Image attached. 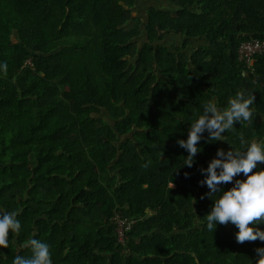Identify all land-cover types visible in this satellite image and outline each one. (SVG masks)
Wrapping results in <instances>:
<instances>
[{
	"label": "trees",
	"instance_id": "1",
	"mask_svg": "<svg viewBox=\"0 0 264 264\" xmlns=\"http://www.w3.org/2000/svg\"><path fill=\"white\" fill-rule=\"evenodd\" d=\"M139 1L0 0V211L22 226L0 264L29 256L34 233L53 264H256L264 242L237 243L231 222L207 229L220 193L200 181L218 149L264 142V51L251 72L237 53L264 40V0H167L175 7L149 5L144 19L132 15ZM169 33L181 44L161 43ZM238 91L256 97L252 122L225 141L206 131L184 165L177 141L202 105L223 109ZM116 216L129 221L123 242Z\"/></svg>",
	"mask_w": 264,
	"mask_h": 264
},
{
	"label": "clouds",
	"instance_id": "2",
	"mask_svg": "<svg viewBox=\"0 0 264 264\" xmlns=\"http://www.w3.org/2000/svg\"><path fill=\"white\" fill-rule=\"evenodd\" d=\"M0 70L7 73V64H0ZM255 95L245 96L238 91L234 97H230L227 106L218 107L214 100H208L202 105L203 112L192 120L187 132V140L179 139L177 143L188 152L184 165L192 167L195 157L201 149L198 142L203 139L207 131L208 141H225V132L232 130L236 123H251L255 103ZM241 149H232L227 152L218 149L216 158H213L207 168H202L205 179L200 181L201 186L207 185L210 190L208 197L213 199L217 193L220 195L213 199L214 205L208 214L204 216L209 231H215L217 225H228L231 222L238 228L235 234L237 243L254 242L257 239L264 242V230L256 225L264 224V169L253 171L260 163H264V142L245 141L240 137ZM147 167V165H144ZM243 174L246 179L234 177ZM189 174L185 173L187 177ZM234 183V186L225 191L222 185ZM174 187L172 182L171 188ZM203 198V197H202ZM16 211H0V248H8L10 244L9 234L18 236L21 231V223L17 219ZM252 225V226H250ZM29 238L23 242L21 248L31 250L27 257L16 255L12 264H53L51 258V246L40 239ZM258 260L256 264H264V247L257 248Z\"/></svg>",
	"mask_w": 264,
	"mask_h": 264
},
{
	"label": "rangeland",
	"instance_id": "3",
	"mask_svg": "<svg viewBox=\"0 0 264 264\" xmlns=\"http://www.w3.org/2000/svg\"><path fill=\"white\" fill-rule=\"evenodd\" d=\"M149 5H156V6H163V7H171L174 8L175 6H173L170 1L167 0H145V1H139L136 5V8H134L132 10V15H138L140 18L144 19V14L146 11V8ZM130 25L133 23V20L130 21ZM143 39V37L141 36L139 38V41H141ZM181 37L177 34L174 33H169V34H164V36L161 39V43H165L169 46H178L181 44ZM197 44L196 41H192L191 42V47L195 46ZM76 63H77V59L76 58H71V60L68 63V67H67V72H66V78L65 81L66 82H71L74 79V75H75V69H76ZM71 131L72 132H76V135L79 138L80 141V145L82 146V148L85 149L86 144H85V135L82 131V129L78 128L76 125H73L71 127Z\"/></svg>",
	"mask_w": 264,
	"mask_h": 264
},
{
	"label": "built area",
	"instance_id": "4",
	"mask_svg": "<svg viewBox=\"0 0 264 264\" xmlns=\"http://www.w3.org/2000/svg\"><path fill=\"white\" fill-rule=\"evenodd\" d=\"M264 51V40L253 38L250 40L242 41L237 49L238 59L244 63V65L251 72L253 70V63L255 61V55ZM116 228L115 232L118 241L123 242L125 239L124 232L129 227V221L126 218H119L116 216Z\"/></svg>",
	"mask_w": 264,
	"mask_h": 264
}]
</instances>
